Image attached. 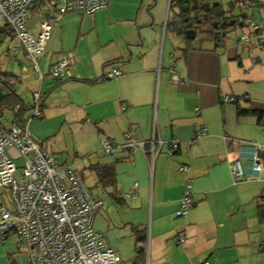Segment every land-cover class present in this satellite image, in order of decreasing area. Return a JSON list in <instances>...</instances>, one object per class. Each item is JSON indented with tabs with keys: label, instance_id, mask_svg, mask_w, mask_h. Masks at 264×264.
<instances>
[{
	"label": "crops",
	"instance_id": "obj_1",
	"mask_svg": "<svg viewBox=\"0 0 264 264\" xmlns=\"http://www.w3.org/2000/svg\"><path fill=\"white\" fill-rule=\"evenodd\" d=\"M239 1L236 17L220 3L201 8L215 0H110L92 14L56 20L45 6L31 10L37 19L29 25L47 16L51 33L39 60L43 79L34 73L24 86L12 74L20 98V86L31 91V105L34 92L42 97L40 114L31 110L19 127L103 203L93 227L123 264H264V172L251 170L254 145L264 160V0L247 8ZM196 12L201 24L187 38L184 17ZM218 12L219 23L235 21L219 40L202 17ZM241 13L259 26L261 48L241 39L250 32ZM205 25L208 34L200 33ZM15 48L6 55L27 59ZM63 55L73 59L69 74L53 82L48 66ZM187 185L192 206L177 217ZM0 264H28L15 236L0 238Z\"/></svg>",
	"mask_w": 264,
	"mask_h": 264
},
{
	"label": "built area",
	"instance_id": "obj_2",
	"mask_svg": "<svg viewBox=\"0 0 264 264\" xmlns=\"http://www.w3.org/2000/svg\"><path fill=\"white\" fill-rule=\"evenodd\" d=\"M109 1L0 0V22L13 32L41 80L39 60L46 54L51 22L46 16L37 27L30 26L29 12L42 5L47 8V13L53 11L56 15L71 12L88 15L107 7ZM238 5L247 8L250 0H240ZM242 13L239 21L246 24L250 32L243 34L241 39L247 42L253 37L257 47L261 48L259 26L248 14ZM72 63L71 57L63 55L48 66V78L53 82L62 81L69 74ZM118 73L112 71V75ZM40 99L41 93L34 92L32 117L40 114ZM223 100L232 99L224 97ZM171 145L176 147L177 140L171 141ZM102 147L105 153L114 152L106 140L102 141ZM20 160L23 163L17 167L16 161ZM19 169L21 176L17 180L15 174ZM251 170L257 175L264 172V160L256 145ZM231 173L235 181L241 179L237 160L231 165ZM189 188L187 185L175 213L177 217H186L191 209ZM3 194L8 196L7 204L1 199ZM102 207L103 203L90 196L80 178L70 168L59 167L51 155L30 139L25 128L16 126L0 131V238L15 236L28 264H121L104 236L93 227V217ZM178 240L183 242L184 237Z\"/></svg>",
	"mask_w": 264,
	"mask_h": 264
},
{
	"label": "rangeland",
	"instance_id": "obj_3",
	"mask_svg": "<svg viewBox=\"0 0 264 264\" xmlns=\"http://www.w3.org/2000/svg\"><path fill=\"white\" fill-rule=\"evenodd\" d=\"M236 1L237 0H215V2H219L225 10H231V12L234 16L237 13H239V11H240L239 7L237 5H235L237 3ZM230 3H234V7H232V5H230ZM57 16H58V18L61 17V15H58V14H57ZM36 19H37V14L36 13L33 14L30 11L29 15H28V23L30 25H32V23H34V21ZM0 27H3V29H5L7 32L2 43H0V71L15 74L16 76L19 77V80H22V81L24 80V86H25L26 78L33 77V79H35L32 63H30L29 60L25 59L24 56H22V54L17 55L15 57L6 55L7 49H10L11 47H16L18 49L19 48V42L14 37V35L10 31V29L8 27H6L2 22H0ZM202 29L203 30L206 29L208 31L212 30V29L210 30V27L208 25L203 26ZM19 52H22V51H19ZM16 88H19L20 93L22 95L21 98H23L26 101L27 106L32 107V105H31L32 104V96L30 93L31 91H29L27 89H23V87H21V86L16 87ZM31 110H30V112H31ZM12 120H13L12 113L9 111H5L3 113V116L0 118V123L2 124L3 127L9 128L12 125ZM22 163L23 162L21 160L16 161V166L19 167ZM80 167H79V169H80ZM81 169H82V167H81ZM20 176H21V170L19 169L17 171V173L15 174V177L17 180H19ZM89 176L92 177L87 171L83 170V180H84L85 184L92 186L90 184L91 180H89ZM1 199L3 201H5V203H8V196L7 195L3 194L1 196Z\"/></svg>",
	"mask_w": 264,
	"mask_h": 264
},
{
	"label": "trees",
	"instance_id": "obj_4",
	"mask_svg": "<svg viewBox=\"0 0 264 264\" xmlns=\"http://www.w3.org/2000/svg\"><path fill=\"white\" fill-rule=\"evenodd\" d=\"M250 6L251 4L249 5V7ZM35 12L36 11H34V13ZM218 14L214 17L207 16L206 22L211 24L213 21H217L221 17L224 19V16H222L224 13L218 12ZM185 18L187 17H184V19ZM193 22H194V19L188 17L187 23L191 25ZM6 34H7L6 30L2 28L0 30V40L1 41L5 38ZM15 78L17 77L12 74L5 73V72L0 73V87H2L4 91L7 93L6 96L3 97L0 101V118L3 116V113L5 111H9L13 115L12 124L17 125V126H22V124L24 125L26 123V116H27L26 114L30 112L32 107H28L26 103L17 95L16 89H15V83L12 82V80H15ZM41 101H42V97L40 99V102ZM0 127H3L1 123H0ZM258 201H259L258 202L259 220L261 222H264V196L259 197ZM121 264L123 263L121 262ZM130 264H137V262L133 260L131 261Z\"/></svg>",
	"mask_w": 264,
	"mask_h": 264
},
{
	"label": "water",
	"instance_id": "obj_5",
	"mask_svg": "<svg viewBox=\"0 0 264 264\" xmlns=\"http://www.w3.org/2000/svg\"><path fill=\"white\" fill-rule=\"evenodd\" d=\"M214 5H217V6H218V5H219V2H214L213 4H212V3H211V4L206 3V4H204V5H201V8H202L206 13H208V12L210 11L211 6L213 7ZM229 12H231V10H230ZM200 17H201V15H200L198 12H196L195 15H194L193 17H191V18L194 19V21H195V26H193V25L191 24V25H189L191 28H186V29L184 30L185 36H186L187 38H191V39H192V38L195 37V34H196L195 29L198 30L199 28H198L197 26L201 24ZM202 17L206 19V18H207V14H204ZM234 17H236V15H235ZM205 19H204V20H205ZM184 22L187 23V22H188V18H185V19H184ZM234 23H235V21L233 20V21H231L230 23H228V26H232ZM239 25L242 26V23H239ZM195 27H196V28H195ZM197 28H198V29H197ZM211 28L214 30L213 36L216 37L217 40H219L220 38H219L218 36L221 37V36H223L224 33L220 32L218 29L221 30V29L223 28V23H219L218 21H213V22L211 23ZM201 32H202L203 34H208L209 31L206 32L205 30H203V29L201 28L200 33H201ZM199 35H200V34H199ZM5 96H6V93H4L3 88L0 87V100H1V98L5 97Z\"/></svg>",
	"mask_w": 264,
	"mask_h": 264
},
{
	"label": "flooded vegetation",
	"instance_id": "obj_6",
	"mask_svg": "<svg viewBox=\"0 0 264 264\" xmlns=\"http://www.w3.org/2000/svg\"><path fill=\"white\" fill-rule=\"evenodd\" d=\"M222 22H223V28L221 30L220 29H218V30L223 33V32H225L227 30L228 22H227V20H224Z\"/></svg>",
	"mask_w": 264,
	"mask_h": 264
}]
</instances>
